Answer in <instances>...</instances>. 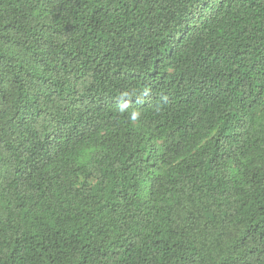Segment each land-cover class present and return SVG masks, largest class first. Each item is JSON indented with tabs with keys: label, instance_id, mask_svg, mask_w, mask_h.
<instances>
[{
	"label": "trees",
	"instance_id": "trees-1",
	"mask_svg": "<svg viewBox=\"0 0 264 264\" xmlns=\"http://www.w3.org/2000/svg\"><path fill=\"white\" fill-rule=\"evenodd\" d=\"M0 264H264V0H0Z\"/></svg>",
	"mask_w": 264,
	"mask_h": 264
}]
</instances>
